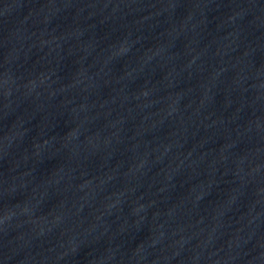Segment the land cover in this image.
<instances>
[{
	"label": "water",
	"instance_id": "obj_1",
	"mask_svg": "<svg viewBox=\"0 0 264 264\" xmlns=\"http://www.w3.org/2000/svg\"><path fill=\"white\" fill-rule=\"evenodd\" d=\"M0 264H264V0H0Z\"/></svg>",
	"mask_w": 264,
	"mask_h": 264
}]
</instances>
